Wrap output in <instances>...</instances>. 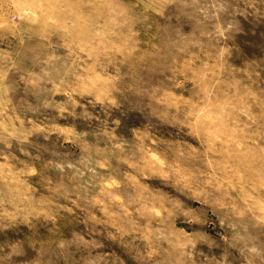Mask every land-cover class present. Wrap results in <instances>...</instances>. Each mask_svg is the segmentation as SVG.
Wrapping results in <instances>:
<instances>
[{
	"label": "rangeland",
	"instance_id": "374dc122",
	"mask_svg": "<svg viewBox=\"0 0 264 264\" xmlns=\"http://www.w3.org/2000/svg\"><path fill=\"white\" fill-rule=\"evenodd\" d=\"M0 264H264V0H0Z\"/></svg>",
	"mask_w": 264,
	"mask_h": 264
}]
</instances>
